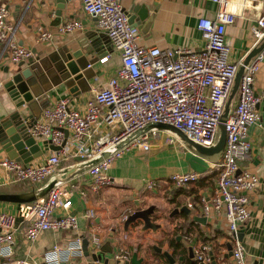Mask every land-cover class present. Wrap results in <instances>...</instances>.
Listing matches in <instances>:
<instances>
[{
  "label": "built area",
  "instance_id": "built-area-1",
  "mask_svg": "<svg viewBox=\"0 0 264 264\" xmlns=\"http://www.w3.org/2000/svg\"><path fill=\"white\" fill-rule=\"evenodd\" d=\"M217 4L212 17L201 16L197 27L205 39L204 46L194 50L182 45L159 47L139 44L140 28L129 23L120 0H81L84 12L95 18L96 27L103 32L113 50L119 53L120 65L101 87L93 89L94 97L79 109L71 99L63 97L41 111V120L30 130L31 134L48 141L59 149L51 150L40 163L23 162L7 155H0V170L5 174V184L21 181L42 183L57 171L61 164L81 157L91 159L130 132L150 121L172 124L190 139L210 146L215 138L217 126L222 122L227 99L232 91L236 73L243 65L229 60L230 47L225 37L226 26L233 23L240 8L231 0H211ZM258 13L250 32L253 46L264 37V0H256ZM81 27L78 19L66 20L57 25L59 33L73 32ZM16 25L8 21V9L0 5V42L12 63L33 56L31 49L17 44L13 35ZM52 36L42 27L37 38L47 40ZM111 53L98 59L106 62ZM264 61V46L244 64L236 90L237 99L224 118L226 138L221 156L210 162L216 170L215 185L209 197L200 196L202 211L223 210L228 225L231 244L230 260L224 254L218 256L221 264H245L244 246L239 238V228L250 218L249 194L259 185L258 175L238 162L249 159L251 144L246 139L250 125L260 122L257 104L260 97L254 93L255 75ZM90 66V65H88ZM101 126L107 128L102 130ZM178 140L163 130H150L120 150L102 159L87 170L90 184L80 190L81 196L88 192H99L110 188L114 181L108 169L115 158L124 151L136 147L149 150L151 145H176ZM181 145V144H180ZM197 171L175 172L169 179L176 188H188L200 178ZM147 180L146 188L155 186ZM71 184H59L43 197L27 203L20 211L27 223L22 233L34 241L48 229L77 230V217L69 210L72 200ZM189 208H194L188 202ZM85 215L92 220L95 213L87 209ZM127 218V215H124ZM15 213L0 211V256L7 258L4 264H24L13 260L11 255L15 243ZM88 242L89 252L100 249L101 238L92 233ZM214 245L200 243L194 250L196 264H209L213 259ZM128 249H118L113 254L116 261L129 259ZM82 236L71 239L65 249L55 246L44 253L40 264H81ZM63 262V263H62ZM93 264H107L93 261Z\"/></svg>",
  "mask_w": 264,
  "mask_h": 264
},
{
  "label": "crops",
  "instance_id": "crops-1",
  "mask_svg": "<svg viewBox=\"0 0 264 264\" xmlns=\"http://www.w3.org/2000/svg\"><path fill=\"white\" fill-rule=\"evenodd\" d=\"M144 2L150 5L151 10L140 27L139 44L159 47L182 45L196 51L204 46L205 39L197 27V20L201 16L212 17L217 9L216 3L211 0H120L125 10L134 3ZM154 2L156 6L153 5ZM231 2L240 8L234 22L227 25L225 30V37L230 47L228 58L232 62L241 59L244 61L248 52L254 48L250 28L255 23L258 13L257 1L231 0ZM0 5L7 7L8 21L16 25L14 41L31 49L32 57H46L60 47L78 49L79 42L85 38L88 31L101 32L96 27L95 18L84 12L81 0H66L64 8L61 9L59 23L71 19H78L81 23L80 28L63 34L57 30L59 23H55L56 0H0ZM40 27L49 31L52 36L47 40H39L37 32ZM96 42L98 47L103 49L83 57V60L90 65L84 70L87 78L74 84L77 87L76 92H70L71 86L63 80L52 86L43 94L47 105L68 97L75 108L81 109L87 100L94 97L93 89L101 87L115 74L120 65L119 53L112 49L109 42L108 46L101 41ZM106 53H111V57L106 62L100 63L98 59ZM25 66L26 64L23 65ZM16 67V63L9 61L0 42V119L15 109L4 82L9 72ZM254 93L260 97L257 109L261 118L259 123L248 127L246 139L251 144V154L249 159L241 160L238 164L240 168H247L258 175L259 185L249 194L250 218L240 226L238 234L244 246L245 264H264V61L255 75ZM236 99L235 92L229 107L235 104ZM40 120L41 115L38 121ZM101 127L102 130H107L104 126ZM37 141L43 153L32 160L34 163L42 162L52 150L48 141L44 139ZM170 146L162 145L147 151L133 147L121 153L108 169L114 184L106 190L88 192L87 196H81L79 191L86 190L90 184L86 172L64 182L73 186L69 192L72 200L69 211L77 217V230L48 229L41 232L34 241H29L22 233L27 223L20 214L27 203L0 200V211H9L16 215L15 243L11 258L22 260L24 264H40L44 259V253L53 247L59 246L65 249L69 241L77 235L82 236V239L87 238L90 243V235L96 233L101 238V245L106 241L111 243L112 251L104 253V257L109 259L107 264H131L133 256L140 259V264H169L164 255L162 257L156 255L159 252L154 246L167 251L179 264H190L192 261L196 264L194 254L193 258H190L188 249L190 247L193 253L202 242L214 245V259L209 264H221L217 258L220 254L225 255L228 252L227 243H230L224 211H211L205 215L199 202L200 196L209 197L212 194L215 178L212 182H201L198 179L188 188H176L169 176L175 172L192 169L184 159L182 146ZM0 155H6L2 148ZM65 162L67 163L63 164ZM63 163L60 168L77 161L75 158H70ZM208 169L214 170L210 166ZM147 180L155 181V186L147 189L145 186ZM23 182L33 185L28 181L5 184V174L0 170V193L27 192L22 191L25 185L20 183ZM43 183L34 184H38L39 187ZM189 201L194 204V208L187 206ZM136 203L140 208L154 205L152 220L161 224L156 231L142 230L141 220L130 223L126 231L123 229L126 219L124 215L128 216L136 210ZM182 204L186 205L188 212L179 211L171 216V211ZM87 209H92L95 213L92 220L85 215ZM201 216H205L206 220L197 219ZM112 230L114 235L110 237L109 233ZM84 234L87 236H83ZM120 248L130 251L126 262L113 259L114 252ZM225 258L230 260V256ZM6 259L0 256V264H4ZM76 260L81 264L93 262L84 254Z\"/></svg>",
  "mask_w": 264,
  "mask_h": 264
},
{
  "label": "water",
  "instance_id": "water-1",
  "mask_svg": "<svg viewBox=\"0 0 264 264\" xmlns=\"http://www.w3.org/2000/svg\"><path fill=\"white\" fill-rule=\"evenodd\" d=\"M56 1L57 17L55 23L58 24L61 9L64 8L66 0ZM153 5L156 6L157 4L154 2ZM123 10L128 15L129 23L140 28L148 18L151 7L146 2L134 3L128 10L124 8ZM96 41H101L106 46L110 43L103 32L88 31L85 34V38L79 42L78 49L70 50L67 47H60L54 53H50L46 57H31L27 60L20 61L16 63V69L9 72L8 78L4 82V87L15 109L6 117L0 119V148L4 150L8 157L27 163L42 155L43 151L37 141L38 138L34 137L30 130L37 123L41 110L47 105L45 95L43 94L62 80L71 86L70 92H76L77 87L74 84L87 78L84 70L89 63L87 64V62L83 60V57L93 52H100V50L103 49V47H98V42ZM263 46L264 37L257 46L248 52L243 61V65H240L235 76L232 91L225 105L222 122L218 124L214 141L210 146L202 145L190 139L172 124L150 121L122 137L91 159L83 160L81 157H76L77 163L59 168L39 187L22 193H0V200L16 203H30L35 201L46 195L53 187L87 172L89 168L99 163L102 159L120 150L150 130H163L174 136L183 148L184 159L189 164V167L194 171L204 173L209 168V162H216L222 154L226 138L223 121L228 113L229 103L237 90L244 64H247ZM24 64H26L25 67H23ZM157 147V145H151L150 149ZM50 148L52 150L59 149L58 146L54 145H50ZM179 211L188 212V209L185 204H182L179 208H174L170 215L172 216L173 213ZM153 213L154 205L140 208L138 203H136V210L129 214L124 220L123 229L126 231L130 223L141 220L142 230L151 229L156 231L161 224L152 220L151 216ZM197 219L200 221L206 220L205 216L197 217ZM113 232L112 230L109 233L110 237L114 235ZM87 246L88 239L83 238L82 250L85 256H89L92 261L109 262V259L104 257L105 252L112 251V246L109 241L101 245L100 249L96 252H89ZM154 248L157 252L164 255L169 264H179L167 251H162L161 248L156 246H154ZM227 249L228 252L224 255L225 257L231 255L230 243H227ZM188 250L189 257L193 258L191 248L189 247ZM179 259H181V257ZM130 262L131 264H140V259L133 256ZM190 264L195 263L192 261Z\"/></svg>",
  "mask_w": 264,
  "mask_h": 264
},
{
  "label": "trees",
  "instance_id": "trees-1",
  "mask_svg": "<svg viewBox=\"0 0 264 264\" xmlns=\"http://www.w3.org/2000/svg\"><path fill=\"white\" fill-rule=\"evenodd\" d=\"M67 162H65V163H63V164H66ZM215 176H216V170H210V169H207V171H205L204 173H201L200 174V181L201 182H206V181H209V182H212L213 181V179L215 178ZM20 184H23V185H25L24 187H23V189H22V191H28V190H30V189H32V188H36L37 186H38V184H33V185H29L28 183H20ZM83 236H87V234H84ZM178 246V245H177ZM154 253H156V252H154ZM156 255H158V256H161L162 257V254H158V253H156Z\"/></svg>",
  "mask_w": 264,
  "mask_h": 264
},
{
  "label": "rangeland",
  "instance_id": "rangeland-1",
  "mask_svg": "<svg viewBox=\"0 0 264 264\" xmlns=\"http://www.w3.org/2000/svg\"><path fill=\"white\" fill-rule=\"evenodd\" d=\"M178 145H180V144L178 143V144H176V145H171L170 147H175V146H178Z\"/></svg>",
  "mask_w": 264,
  "mask_h": 264
}]
</instances>
